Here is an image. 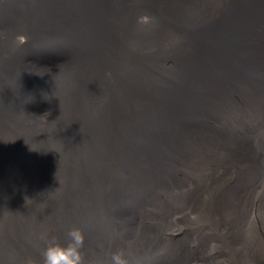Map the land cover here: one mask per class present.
Returning <instances> with one entry per match:
<instances>
[{
  "label": "bare ground",
  "instance_id": "6f19581e",
  "mask_svg": "<svg viewBox=\"0 0 264 264\" xmlns=\"http://www.w3.org/2000/svg\"><path fill=\"white\" fill-rule=\"evenodd\" d=\"M73 228L84 264H264V0H0V264Z\"/></svg>",
  "mask_w": 264,
  "mask_h": 264
},
{
  "label": "clouds",
  "instance_id": "9594fccd",
  "mask_svg": "<svg viewBox=\"0 0 264 264\" xmlns=\"http://www.w3.org/2000/svg\"><path fill=\"white\" fill-rule=\"evenodd\" d=\"M141 22L146 18L141 17ZM84 247V235L78 228L70 229L65 243H60L55 237L46 238V247L42 252V264H84L82 249ZM25 264H35L28 259ZM111 264H127L124 252L117 251L111 255Z\"/></svg>",
  "mask_w": 264,
  "mask_h": 264
},
{
  "label": "rangeland",
  "instance_id": "374dc122",
  "mask_svg": "<svg viewBox=\"0 0 264 264\" xmlns=\"http://www.w3.org/2000/svg\"><path fill=\"white\" fill-rule=\"evenodd\" d=\"M59 58H57L56 56H44L39 58V61L42 63H50V62H55L57 61Z\"/></svg>",
  "mask_w": 264,
  "mask_h": 264
}]
</instances>
